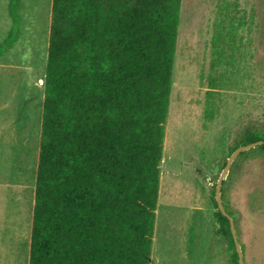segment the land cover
<instances>
[{"label": "trees", "instance_id": "trees-1", "mask_svg": "<svg viewBox=\"0 0 264 264\" xmlns=\"http://www.w3.org/2000/svg\"><path fill=\"white\" fill-rule=\"evenodd\" d=\"M8 1L0 54L19 34V0ZM180 8L52 0L27 264H150ZM257 141L264 133L248 127L233 151ZM250 154L264 157V144L237 158ZM214 205L228 264H239Z\"/></svg>", "mask_w": 264, "mask_h": 264}, {"label": "rangeland", "instance_id": "rangeland-1", "mask_svg": "<svg viewBox=\"0 0 264 264\" xmlns=\"http://www.w3.org/2000/svg\"><path fill=\"white\" fill-rule=\"evenodd\" d=\"M51 11L19 0L0 54V264L28 261ZM11 26L0 0V44ZM172 80L150 264H228L215 186L241 132L264 133V0H181ZM237 157L224 202L244 264H264V157Z\"/></svg>", "mask_w": 264, "mask_h": 264}, {"label": "water", "instance_id": "water-1", "mask_svg": "<svg viewBox=\"0 0 264 264\" xmlns=\"http://www.w3.org/2000/svg\"><path fill=\"white\" fill-rule=\"evenodd\" d=\"M261 144H264V141H257V142H254V143H251V144H248V145L238 146L230 154L228 160L226 161V164H225L224 168L222 169V171H221V173H220V175L218 177V180H217V183H216V186H215V202H216V204L218 206V209L221 211V213L225 217H227L228 220H229L231 233H232L233 240H234L235 247H236V251H237V254H238L239 264H244L243 256H242V248H241L240 243L237 240V234H236V228H235L234 219H233V217L231 215H229L226 212V210L224 208V204H223L222 197H221V189H222L223 181L225 180V177H226L227 173L229 172L230 166L234 162L235 158L241 152L248 151V150L256 147L257 145H261Z\"/></svg>", "mask_w": 264, "mask_h": 264}]
</instances>
